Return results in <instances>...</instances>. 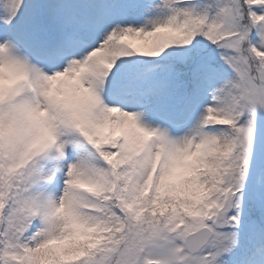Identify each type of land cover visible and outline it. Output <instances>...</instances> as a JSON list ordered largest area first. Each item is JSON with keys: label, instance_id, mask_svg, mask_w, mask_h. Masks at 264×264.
Listing matches in <instances>:
<instances>
[{"label": "snow or ice", "instance_id": "6c2138e0", "mask_svg": "<svg viewBox=\"0 0 264 264\" xmlns=\"http://www.w3.org/2000/svg\"><path fill=\"white\" fill-rule=\"evenodd\" d=\"M0 264H264V0H0Z\"/></svg>", "mask_w": 264, "mask_h": 264}]
</instances>
